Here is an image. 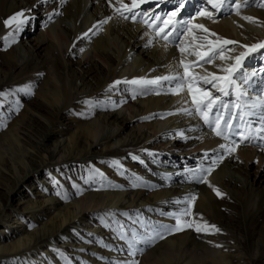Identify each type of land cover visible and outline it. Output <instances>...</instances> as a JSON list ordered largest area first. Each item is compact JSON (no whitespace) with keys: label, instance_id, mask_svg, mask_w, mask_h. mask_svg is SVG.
I'll use <instances>...</instances> for the list:
<instances>
[{"label":"rangeland","instance_id":"374dc122","mask_svg":"<svg viewBox=\"0 0 264 264\" xmlns=\"http://www.w3.org/2000/svg\"><path fill=\"white\" fill-rule=\"evenodd\" d=\"M129 1L102 0V3L108 9L114 2L122 7L129 6ZM160 1L138 5L133 11L137 13V19L140 20L141 11L146 14L144 19H149L152 12L159 13L163 17L165 13L176 7L174 4H165L166 1L161 2V8L153 11V7H158L154 5ZM239 1L243 0H237ZM22 2L29 5L31 0H22ZM262 4L264 0H255V2L251 0L248 7L250 10H263ZM205 7L213 12L212 16L217 15L215 9H212L206 0H192L188 11L185 5L183 12L172 19L171 16L167 19L172 22L192 14L197 8L200 10ZM225 8L227 10L223 14ZM224 9L216 17L211 18L214 19L212 21L219 22L221 19L231 17L233 10L237 14H244L248 8L244 6V9L237 10L233 4L231 7L225 6ZM88 11L90 15H94L95 5H90ZM192 17L193 15L190 16ZM29 20L31 24H23L25 26L23 37H21L22 33L15 32L13 39V32L9 35L7 32L0 38V141L2 143L0 203L1 205L7 203L8 206L5 217H0V249L16 242H24L27 233L42 231L52 223L54 226H59L55 227L54 231L58 228L59 230L53 232L44 243L31 247L28 252L17 257L5 258L3 264H122L129 256L128 241L120 238L125 230L131 239L133 231L143 233L146 228L153 225H175L173 216L180 214L175 212L179 210L178 207L159 206L160 202H157L159 189L152 187L150 176L147 175L151 173L149 168L156 169L166 183H173L174 180L169 174H176L178 171L181 175L191 176L192 171L207 163L201 161L199 165L185 158L178 159L175 163L168 158L170 153L164 154L158 145L145 148V140L141 137L147 131L144 128L138 133L136 124L121 126L119 123H113L110 115L123 111V106L118 100L119 96H122L127 104L133 102L138 105L139 98L137 95L133 98V91L138 92L140 86L129 85L125 88L119 86L115 90L112 86H108L99 93L97 80L86 74V69L80 63L83 52L76 55L66 54L62 58L50 43L52 50L47 47L48 44L45 46L39 43L43 26L37 21L36 16L30 17ZM191 20L194 21L195 18ZM125 21L130 22V20ZM53 22L47 25L51 26ZM133 23L138 24V22ZM245 24L253 32L256 44L261 43L258 41L264 42V22L246 20ZM143 25L146 26L145 23ZM209 31L217 34L215 30ZM209 38L216 40V37ZM179 39L181 40L179 45H185V42L189 41L191 44L189 48L197 47L195 45L198 44L197 38L187 31ZM124 41L125 39L120 36L116 39L120 46ZM160 42L163 40L161 39ZM166 44L168 45V42ZM240 45L239 42L227 45L224 53L240 55L244 50ZM170 46L178 47L173 43H170ZM10 51H13V56L9 55ZM191 51L194 52L192 49ZM108 53L114 54L112 50H108ZM258 54L256 59H249L251 63L255 60L252 67L242 65L238 70L239 74L243 72L250 77L252 72H256L258 76L250 77L252 80H249L245 87H241V82L236 80L238 87L235 88L240 90L236 93L235 88L227 86L233 97L239 94L238 98L249 105L243 108L242 102L238 100L237 104L241 105L244 111L253 110V105L247 101L255 99L258 105L264 104V79H261V75H264V71L261 70L264 64H260L264 61V50L259 49ZM219 61L224 62V66L227 67L229 63L227 54H215L213 62L208 65H214ZM102 66L100 65L104 68ZM216 69L222 72L220 67ZM256 78L259 82L255 81ZM113 80L114 76L107 79L109 83ZM103 82H106L104 78L100 84ZM84 84L88 86L87 90ZM63 85L72 89L71 95L66 103L63 101L64 97L59 99V102L62 101L59 103V108H54L57 104L52 101V96L60 93ZM250 85H254L257 91L249 94L247 91L251 89ZM204 88L211 90L210 86ZM149 89H155L153 95H157L158 88ZM242 91L243 95H241ZM186 93L184 101L190 103L188 88ZM166 94L170 98L175 96L168 91ZM256 95L259 97L254 98ZM146 96L148 95L144 97ZM229 100L232 103L236 101ZM256 112V116L260 117L261 110ZM134 114L143 118L146 124L153 121L146 117L148 115L143 111ZM96 118L109 121L110 124L103 128L96 127L98 137L93 140L87 129L93 127L91 124ZM248 119V122H244L246 118L241 120L243 126L238 123L239 131L244 127L243 134L245 132L246 135H250L254 129L258 130L263 126L256 118H250V115ZM195 120L200 123L203 121L199 116H195ZM83 132H86L85 135ZM207 132L212 133L210 128ZM258 132L264 133V131ZM46 133L47 138H45ZM167 138L169 141L174 139L172 135H168ZM229 138L231 141L238 140V137L231 135ZM259 138L264 139V136L260 135ZM230 140L225 141L231 144ZM53 150L58 151L62 157L72 158L66 163L50 164L48 156ZM29 156L34 157L33 163H30ZM42 164L43 167L38 168ZM29 166L37 170L14 187L8 201L3 200L7 190L12 186L9 180L10 172L16 170L18 174H23V169ZM232 170L241 177L247 176L256 194L264 195V172H258L255 164L250 166L247 174L243 168L231 167V172ZM135 178H139V183ZM179 187L184 188V191L193 188L197 193V190H194L196 188L191 184H180ZM230 191V198L223 194V198L217 199L212 209L201 213L197 222L201 224L207 222L221 230L219 233H213L210 238L221 245L215 248L223 260L214 261L207 258L198 262L195 259V264H264V204H250L245 208L239 203L248 195L246 188L236 184ZM134 193L137 196L131 201ZM92 194H113L117 198L112 197L113 199L101 203L90 204L85 198ZM190 205L187 204L185 207L192 208ZM194 228L195 224L188 231L187 236L196 232ZM176 236L177 234L168 235L155 244L176 241L174 239ZM139 245L137 247L143 246ZM155 246L146 248L145 251ZM171 263L173 264L174 261L167 264Z\"/></svg>","mask_w":264,"mask_h":264},{"label":"bare ground","instance_id":"6f19581e","mask_svg":"<svg viewBox=\"0 0 264 264\" xmlns=\"http://www.w3.org/2000/svg\"><path fill=\"white\" fill-rule=\"evenodd\" d=\"M153 1L156 0H143V4ZM191 1L192 0H186L185 5L187 7V11L189 10L188 7L190 6ZM250 1L251 0H248V3ZM161 2H166L165 4L167 5L172 4L169 3V0H161L158 4L154 5L158 7H153L152 10L156 11L157 9L161 8ZM239 3L244 5V0L242 2L239 1ZM141 4L142 3L138 2L137 5L132 8V11H134V9H136L138 5ZM242 4L240 9H244ZM90 5H95L94 15L89 14L88 8ZM128 5V7H132L131 0L129 1ZM246 8L248 9L244 11V14H237L233 10V15L231 17L221 19L219 22H214L212 21L214 19H211L216 17L219 13L216 16L211 17L201 16L197 14L199 10L198 8L197 11L184 17L185 20H190V23L187 24V28L189 29L187 32L194 35L197 38L196 42L198 43L195 44L197 45L196 48H189L188 46L191 45L189 44V41L185 42V45L181 44L178 47L170 46V43L167 45L166 41L164 40L163 42H160L161 39L159 40V36L156 35L155 31H152L153 28L159 24L158 22L154 23L152 28L143 25L144 23L142 22H138V24H135L131 21L126 22L119 13L123 12L125 14H129L127 7L119 6L118 3L115 2L107 9V7L102 3V0H31L29 5L22 2V0H0V38L6 35L7 32L8 35L9 33L14 32V29L16 28V25L19 23V21H26L24 25L27 23L31 24L29 18L36 16L37 21L43 26L42 30L40 31L41 37L39 39V43L45 46L48 44L47 47L51 50L54 47L53 49H55L62 58L66 54L76 55L79 52H83L81 53L82 58L80 63L86 69L85 73L93 76L97 80L99 93L105 90L108 86H112L114 90L119 86L125 88L130 84L124 83V81L132 79H154L158 76L175 73L183 75L184 67L180 64L181 60H184L185 64L190 65L189 72L191 75L195 74L198 76H206L208 79H211L209 73H214L219 76H228L230 75L229 73L224 74L222 73L223 71L221 72L216 68L220 67L222 70L231 67L233 72L230 78H232L240 76L238 73L240 66H253L255 60H252L251 63L249 59H256V57L259 56V49L255 50L254 52H249L247 48H244L243 53L246 52L247 55L244 56L237 65L234 57L238 56L239 54L236 53V56H233V53H224L227 45L221 46L217 44L215 48V54H227V60L229 62L227 67L224 66V62L222 61L216 62L214 65L203 64V67H192L191 62L197 61L198 58L194 55H191V53H193L191 49L194 50V52L207 51V40L205 39L207 34L201 29L196 28L195 25L202 24L209 30H215V32H217V36L221 40L233 39L234 41L239 42L241 45L244 44L251 46L257 42L254 41L255 38L253 32L246 26V20L244 17H253L254 21L260 20L261 22H264V4L261 5V9L263 10H250L248 6ZM117 9L120 11L118 12ZM183 9H181L179 13L183 12ZM226 10L227 8L224 9L223 14ZM21 11L24 13L23 17H19L17 21L10 22L8 26L4 24L6 19ZM191 15H193L192 18H190ZM172 18L174 17H171L170 19ZM194 18V21L191 20ZM105 20H107V23H100L101 21ZM66 21H69V23ZM49 22H53V24L48 26L47 23ZM174 22L175 20L171 23ZM24 25H22L20 30L16 32L22 33L21 37H23V32H25ZM161 26L164 29H167L168 26L170 27V24L165 23ZM85 33L88 35L85 36ZM117 36L125 39L122 46L117 44ZM171 39L173 38L170 37V40ZM207 39L210 38L207 37ZM258 42L264 43L262 41ZM49 43L53 47H50ZM199 45L205 46L199 47ZM180 48L184 49L183 53L180 51ZM108 50H112L114 54L110 55ZM12 52L13 51L9 52L10 56H13ZM206 58L207 57H205V59ZM263 62L260 64H264ZM199 63L202 64L203 61L200 60ZM100 65H103L104 68H101ZM111 76H114V80L112 83H109L107 79H110ZM102 78H104L106 82L100 84ZM261 79H264L263 74L261 75ZM117 80L121 81L119 85L114 84V82ZM257 80L259 79L256 78L255 81ZM262 81L263 80H260V82ZM219 83L220 86H225L228 88V84L226 82L220 81ZM162 84L165 85L164 88H160L157 85L145 86L148 89L151 87L158 88L160 94L153 95V91L148 92V94H146L148 96L146 97H144L145 95L137 94L139 98L138 105H135L133 102L127 104L122 96H119L118 100L123 106V111H119L110 115V120L113 121V123H119L121 126H125L126 124H128V126H132L136 124L135 126L138 133H140L144 128V130L147 131L145 135L141 137H143L145 140V148L158 145L159 149H162L164 154L170 153V155H172H169L168 158L175 163L178 159L182 160L185 158L192 160L199 165L202 163L201 161H204L207 163V165L202 167H207L209 161L204 159V154L207 152L212 153L213 156H215L216 153H214L213 150H219V152H222L223 159L217 163L212 173L207 175L208 178H206V183L197 182L196 180L192 179L191 176L181 175V172L178 171L176 174H169L171 175L170 178L173 179L174 182L166 183V181L160 177L161 175H159L156 169L149 168L151 173L149 172L150 174L147 175L150 176L152 187L159 189V196L157 195V202H160L159 206H169L170 208L178 207L179 210L175 212H181V210L187 207H185V205L188 204L186 202V198L192 194H195L197 198L190 205L192 207V215L183 217L182 219V224L183 221L186 220L193 222L194 225L198 222L201 213L205 210L212 209L217 199L220 198L216 195L213 188H218L222 194H225L230 198V190H233L236 184H240L242 187L246 188L248 192L247 197L241 199L239 203L241 206L248 208L250 204L263 205L264 195L262 194L260 196L259 194H256L253 189V185L249 184L248 177H241L236 173V171L233 170V172H231V167H233V169L243 168L245 174H247L250 166L255 164L258 172H264V147L259 146L264 145V139L259 138L260 135L264 136V133H259L257 129H254L250 135H246L244 132V136H246L247 139L240 141V146L236 148L235 152L229 154L226 151L219 149L221 144L230 145L229 143L225 142L224 138L216 136L214 132H207L208 126L205 125L203 121L201 123L197 122V120H195V116L193 118V116L190 117L180 113V109L182 108H194L191 102L188 103L187 101V103H185L184 101V98L187 95V88H184V90L179 94H175L174 98H170L166 94L167 82H162ZM241 84V87H245V84ZM85 85L86 84H84V88L86 87L87 90L88 86ZM208 86H210L213 95L220 96L224 101H228L232 98L236 100L234 104L238 103L239 94L235 97L231 95L232 93L229 96H223L220 92H217L211 84L203 85V87ZM71 91V88H69L67 85H63V87H61L60 93L54 94L52 96V101H54V104H57V106L54 108H59V103L62 102L59 101L62 97L65 99L63 100L64 103L68 102ZM254 91L257 90L254 85H252L251 89H248L247 92L250 94ZM134 92H137V90L133 91V94ZM114 93L117 94L116 92ZM118 95L123 94L118 93ZM257 97H259V95L254 96V98ZM247 102L253 105V110L252 112L248 110L245 111L243 119H245L247 115L249 116L250 113L257 114V110H261L260 114L264 113V104L258 105V101L255 99H253V101ZM138 111L145 112L148 115L146 117L151 118L153 121L149 124H146V122H143V118H140L139 115L134 114ZM232 112L234 114L233 109ZM236 115H240L239 110L236 111L235 116ZM251 118H256V120H259V122H261V124L264 126V120L259 119V116L255 115L251 116ZM238 121L239 118H237V122H234L237 127ZM108 122L109 121L100 118H96L92 122L91 125L93 127L91 129L88 128L87 130L90 131L88 134L92 136L93 140L98 137L96 136L98 135L96 133V127L103 128V126L110 124ZM139 123L144 124L141 125ZM83 133L85 135L86 132ZM180 133H183V135ZM177 134L179 136H177ZM168 135H172V138L174 139L170 141L167 140ZM47 136L48 134L46 133L45 138H47ZM231 136L236 137L234 135ZM1 145L2 143L0 141V147ZM70 158L69 156H60L59 152L56 150L51 151L48 156L50 164L66 163L67 161L71 160ZM28 159L30 160V163H33V156H29ZM41 167H43V164L39 165L38 168ZM36 170V168H31L29 166V168L23 169V174H18L16 170L10 172L9 180L12 186H10V188L7 190V195H5L3 200L8 201V198L12 194L14 187L20 184ZM185 183L193 185L196 188L194 190H197V193L193 191V188H188L184 191V188L179 187L180 184L183 185ZM209 185L212 187H209ZM136 196V193L132 194L131 201H133ZM112 197H115V199L117 198L113 194H92L86 196L85 199H87L90 204H95L101 203L104 200L107 201L113 199ZM1 204L2 203H0V217H5V213L8 211V206L7 203L3 205ZM55 227L59 226H54L52 223L49 225V227L42 229V231L31 234L27 233L26 240L24 242H16V244L13 243L0 249V264L5 263L3 260L9 256L17 257L19 254L21 255L25 252H28L31 247L33 248L44 243L53 232L59 230L58 228V230L54 231ZM190 229L191 228L184 227V230L176 232L175 234H177V236L174 238L176 241L161 242L158 245L155 244V247L148 249V251H145L142 255H137L135 257L129 255L125 260L131 261L135 259L139 262V264H167L170 261H174L173 264H195V259H197L198 262H200L201 259L207 258L214 261L220 260V254H218V250L215 248L217 242L210 238L212 234L208 235L205 233L195 232L187 236Z\"/></svg>","mask_w":264,"mask_h":264},{"label":"snow or ice","instance_id":"6c2138e0","mask_svg":"<svg viewBox=\"0 0 264 264\" xmlns=\"http://www.w3.org/2000/svg\"><path fill=\"white\" fill-rule=\"evenodd\" d=\"M143 3V0H131L132 7H128L125 5L124 7H127L129 15H125L123 12L120 13L123 19L130 20L131 22H142L145 23L147 27L152 28L153 24L159 21V24L155 28H153V31H155L156 35L160 37V39L168 42L173 43L176 46H178L181 43L180 37L183 36L185 31H188L187 24L190 23V20H185L183 17H180L179 19H176L174 23H171L167 18L169 16L176 17L177 13L180 12L181 9L185 7V0H169V3H172L176 5V7L169 12L165 13L163 17L159 13H152L151 17L149 19H144L145 12L141 11L139 13L140 20L137 19V13L132 11V8L137 5V3ZM252 2H255V0H252ZM206 3L211 6L212 9H215L216 13H220L223 11L224 7H231L233 4H235V7L237 10L241 8V4L237 2V0H206ZM244 6H248V0H244ZM119 12L120 10L117 9ZM201 16H208L211 17L213 15V12L209 11L208 8H202L200 12L197 13ZM24 13L18 12L15 13L12 17L6 19L4 21V24L8 26L10 22L17 21L19 17H23ZM245 20L249 22H255L253 17H244ZM26 21L21 20L16 25V28L14 29V32L12 34V38L15 39L14 33L19 31L21 26ZM101 24L107 23V20L101 21ZM169 23L170 27L165 30L161 25ZM196 28L201 29L204 33L207 34V37H216V40H207V51L205 52H193L191 55H194L198 58L197 61L191 62L192 67H203V64H210L213 62V59L215 58V48L217 44L222 43L223 45H233L236 44V41L223 39L222 41L217 36L216 33L210 32L209 29H207L204 25L199 24L195 25ZM85 36L88 34L85 33ZM170 37L173 39L170 40ZM7 39V38H6ZM205 45H199V47H204ZM242 48H247L249 52H254L257 49H264V43H258V44H252L251 46L248 45H240ZM180 51L183 53L184 49L180 48ZM247 53H241L240 55L234 57L236 64L238 65L240 61L243 59L244 56H246ZM205 57H207L205 59ZM223 58V57H221ZM202 60L203 64H200L199 61ZM180 64L184 67V74L180 75L179 73L175 74H169L164 76H158L154 79H145V78H137L132 79L128 81H124V83L130 84V85H139L140 89L138 92H134L133 98H135V95H146L150 91H155V89H148L145 86L148 85H157L160 88H164L165 85L162 84V82H167V91L172 94H179L181 91L184 90L185 86L187 85L188 93L191 96V103L194 106V109L192 108H182L180 109V113L187 115V116H199L205 125L208 126V128L211 129L212 132L215 133L216 136L222 137L225 140L229 139L230 135H234L239 138V140H233L230 145L221 144L219 146V149H222L226 151L227 153L231 154L235 152L236 148L239 147L240 141L247 139L246 136H244L243 132L237 130V126L234 124V120L237 119V116H235L232 112L233 108L240 109V115L239 119L243 120V109L240 107L239 104H234L232 101H224L221 99L220 96L213 95L211 90L206 89L203 87L204 84H211L213 88L216 89L217 92H220L223 96H229L231 93L228 88L222 87L219 85L220 81L226 82L231 88L238 87L236 84V80H239L243 84H248L250 77L248 75H245L243 72L240 74L239 77H232L230 78L233 69L231 67L222 69V71L229 73L228 76H219L214 73H209V76H211V79H208L206 76H198V75H191L189 72V64H185L184 60L180 61ZM264 71V70H262ZM257 75L256 72H252L250 74L251 77H255ZM121 81L117 80L114 82L115 85H119ZM156 94H160L159 91L156 92ZM243 95V91L241 93ZM187 103V101H185ZM255 113H250L251 116H255ZM163 118V117H161ZM259 119L264 120V113L261 114ZM258 131H264V126L258 129ZM183 135V133H180ZM261 147H264V145H259ZM215 156H213L212 153H205L204 159L209 161V164L207 167H201L191 172V178L196 180L200 183H206L207 182V175H210L212 171L214 170V167L217 165L219 161L223 159V153L219 152V150H213ZM135 159V157H134ZM137 183H139V178H135ZM209 187H212L209 185ZM216 195L220 198H223V194L220 192L218 188H213ZM196 195L192 194L186 198V202L190 205L193 201L196 200ZM192 215L191 208L187 207L183 209L179 215L173 216L176 223L175 225H153L151 227H148L145 229L143 233H137L133 231L132 238L129 239L127 233V230H125V233L121 234L122 239L128 241V255L135 257L138 254L142 255L146 248H150L155 245L159 240L165 239L168 235L175 234L176 232L184 230V227L192 228L193 222L189 221H183L182 224V218ZM194 230L197 233H205V234H213V233H219L221 230L216 227V225H210L207 222L204 223H196ZM143 245L142 247H137V245ZM216 247H221V245L216 244ZM122 264H139V262L135 259L131 261H123Z\"/></svg>","mask_w":264,"mask_h":264}]
</instances>
